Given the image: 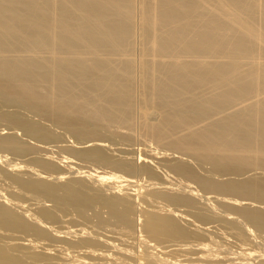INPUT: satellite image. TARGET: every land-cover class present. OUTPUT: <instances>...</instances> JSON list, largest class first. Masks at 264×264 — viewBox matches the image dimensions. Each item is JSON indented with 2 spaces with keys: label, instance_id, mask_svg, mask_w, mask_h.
Returning a JSON list of instances; mask_svg holds the SVG:
<instances>
[{
  "label": "bare ground",
  "instance_id": "1",
  "mask_svg": "<svg viewBox=\"0 0 264 264\" xmlns=\"http://www.w3.org/2000/svg\"><path fill=\"white\" fill-rule=\"evenodd\" d=\"M262 170L264 0H0V264H264Z\"/></svg>",
  "mask_w": 264,
  "mask_h": 264
},
{
  "label": "rangeland",
  "instance_id": "2",
  "mask_svg": "<svg viewBox=\"0 0 264 264\" xmlns=\"http://www.w3.org/2000/svg\"><path fill=\"white\" fill-rule=\"evenodd\" d=\"M136 50H135V55L136 56H138V54H139V47H138V43H136V48H135ZM27 114H29V113H27ZM31 114H29L28 115V117L29 118H37V117H34V116H30ZM32 118V119H33ZM34 120H37V119H34ZM139 120V118H138V114L136 113V118H135V122L131 125V126H119V125H113V126H115V127H113V126H110V130L112 129L113 130V132H115V133H117V134H119V135H124V136H127V138L126 139H117V138H115V139H113L112 137H107L106 138V136H104V138L105 139H107L108 141H105V142H107L108 144H113V146L115 145V146H118V147H123L124 146V148H129V149H131V154H128V153H120V152H117L116 151V153L115 154H119L117 157H127V158H129V159H132V160H138V159H140V158H142V156L141 155H143V153H142V151H141V149L143 150V145H141V144H143V143H148V142H151V143H148V144H150L151 145V147H156V145H154V143H153V141H152V139L150 138V137H148V135H145L143 132H142V130H141V126H140V121H138ZM43 123H46V124H49V122H45V120H43L42 121ZM137 125H136V124ZM118 126V127H117ZM51 127V129H52V131L55 133V131L57 132V134H60L63 130H61V129H59V128H56L55 126L53 127V126H50ZM117 127V128H116ZM130 127V128H129ZM54 128V129H53ZM136 128V129H135ZM118 129V130H117ZM55 130V131H54ZM111 130V131H112ZM140 130V131H139ZM119 131V132H118ZM140 132H142V134L140 133ZM127 133L129 134V133H131V135L129 134V135H127ZM24 141H22V142H25V139H26V137L25 136H23L22 134H21V136H20ZM62 137V136H61ZM129 137V138H128ZM143 137V138H142ZM148 137V138H147ZM71 138V141L73 140H75V139H73V138H75V137H69V139ZM103 138V137H102ZM110 138V139H109ZM147 138V139H146ZM135 140V141H134ZM140 141V142H139ZM148 141V142H147ZM21 142V143H22ZM127 142V143H126ZM139 142V143H138ZM21 143H19L20 145H24V144H21ZM125 145H124V144ZM128 143H130L131 145H129ZM29 144H32V143H29ZM128 145V146H127ZM133 145V146H132ZM153 145V146H152ZM31 146V145H30ZM125 146H127V147H125ZM130 146V147H129ZM140 147V148H139ZM135 150H134V149ZM31 150H33V148L31 149ZM67 149H65V151H66ZM69 151V150H68ZM139 153H141V155L139 154ZM113 154V153H112ZM134 154V155H133ZM137 154V155H136ZM115 156V155H114ZM185 157V159L184 160H182V161H187L186 163L187 164H189V162H190V164L189 165H191L192 167H196L195 169H199V171H200V169L201 168H199L198 167V165L197 164H195L194 163V161L193 160H191V161H193L192 163L194 164V166H193V164L191 163V161L189 160V158L188 157H186V156H184ZM189 160V161H188ZM91 162H93V163H89V162H87V164H90V165H96L97 163L96 162H94V161H91ZM196 165V166H195ZM69 167H71L70 165H69ZM203 169H201V171L200 172H202V174H206V172H205V170L206 169H208V168H206V166L205 167H202ZM107 170H110L109 168H107ZM257 170V171H256ZM261 169H259V171H260ZM263 172H264V170H262ZM261 171V172H262ZM252 172V171H251ZM250 172V173H251ZM253 172H258V169H255V171H253ZM252 172V173H253ZM229 174H224V175H218V177L217 176H215L214 177V179H216V181L217 182H221V181H226V180H229L230 178L232 179V177L234 176V175H232V174H230L231 176H228ZM244 176H245V174H243ZM242 175V176H243ZM250 175H253V174H250ZM220 176V177H219ZM236 176V175H235ZM246 176H249V174L248 175H246ZM226 177H227V179H226ZM217 178L219 179V178H221V179H219V180H217ZM234 178V177H233ZM240 178V179H239ZM244 179L245 178H248V177H243ZM243 178L240 176V175H238V176H236L234 179H232V180H235V181H240L241 179L243 180ZM248 200V199H247ZM247 200H243V201H247ZM250 202V201H249ZM252 203V202H251ZM242 206V205H241ZM244 206V205H243ZM242 206V207H243ZM240 207V206H239ZM247 207V206H246ZM251 208V206H248L247 208L248 209H250ZM254 206H252V209H254L253 208ZM241 208V207H240ZM256 208V207H255ZM240 220H239V222H242L241 221V219L242 218H239ZM243 223V222H242ZM244 223H246V222H244ZM113 231V230H112ZM261 235H263L264 236V234L263 233H261ZM264 238V237H263ZM263 242V241H262ZM264 243V242H263Z\"/></svg>",
  "mask_w": 264,
  "mask_h": 264
}]
</instances>
